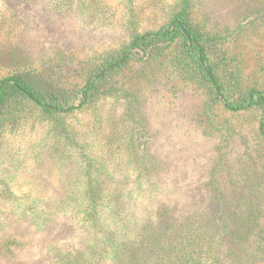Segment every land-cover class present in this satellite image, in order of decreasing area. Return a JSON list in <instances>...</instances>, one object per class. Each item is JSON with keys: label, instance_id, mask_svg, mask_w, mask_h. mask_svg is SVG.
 <instances>
[{"label": "trees", "instance_id": "1", "mask_svg": "<svg viewBox=\"0 0 264 264\" xmlns=\"http://www.w3.org/2000/svg\"><path fill=\"white\" fill-rule=\"evenodd\" d=\"M73 5L118 42L0 55V264H264V0L34 4ZM151 99L180 135L146 137Z\"/></svg>", "mask_w": 264, "mask_h": 264}, {"label": "rangeland", "instance_id": "2", "mask_svg": "<svg viewBox=\"0 0 264 264\" xmlns=\"http://www.w3.org/2000/svg\"><path fill=\"white\" fill-rule=\"evenodd\" d=\"M31 1L41 6L43 1L46 2V0ZM34 4L31 6L32 11L28 19L21 21L19 19L18 21L13 12L8 10L4 16L8 20L4 19V21L2 20L3 23L0 22L1 56L14 49L31 61L40 62L43 57L48 59L62 45H65L68 50L72 49L74 53L86 55L103 48L112 47L118 42L119 31L117 27L119 24L117 22L110 24L104 20V25L94 27L90 20L87 21L82 17L76 5L71 6L69 11L59 14L55 10H48V8L40 10ZM111 4L110 10L116 8L117 11H121V6L118 3L113 1ZM2 7L3 0H0V8ZM71 52L67 51L68 54H72ZM177 103L178 100L171 101V112L166 113L161 109V106L154 104L152 99L146 102L144 110L148 116L146 123L147 138L155 140V138L162 139L170 135L169 138L174 139L184 131V124L189 117L184 116L182 111L176 110ZM191 145L189 147L191 152L195 151L205 157H207L206 154H212L209 146L203 144L204 146L194 147ZM243 151H245L244 146L238 145L236 152L241 154ZM236 152L233 157H236ZM22 171H24V167ZM20 180L23 185H26L25 179L20 178Z\"/></svg>", "mask_w": 264, "mask_h": 264}]
</instances>
